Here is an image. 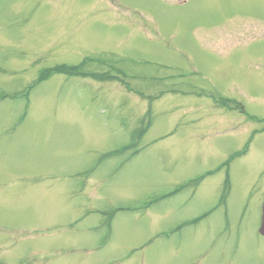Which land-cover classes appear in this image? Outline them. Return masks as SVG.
<instances>
[{
  "label": "rangeland",
  "instance_id": "rangeland-1",
  "mask_svg": "<svg viewBox=\"0 0 264 264\" xmlns=\"http://www.w3.org/2000/svg\"><path fill=\"white\" fill-rule=\"evenodd\" d=\"M0 264H264V0H0Z\"/></svg>",
  "mask_w": 264,
  "mask_h": 264
},
{
  "label": "trees",
  "instance_id": "trees-1",
  "mask_svg": "<svg viewBox=\"0 0 264 264\" xmlns=\"http://www.w3.org/2000/svg\"><path fill=\"white\" fill-rule=\"evenodd\" d=\"M82 68H83V64H79V65H76V66L59 65V66H55L53 68L44 70L42 72L41 77L45 79V78L49 77L51 74H54V73H61V74L74 75V76H82V72H81ZM90 76L93 77L95 75L94 74H90ZM105 76L106 75H104V74H99V75H97L95 77H96V79H102ZM229 102H232V101L229 100L228 103Z\"/></svg>",
  "mask_w": 264,
  "mask_h": 264
}]
</instances>
